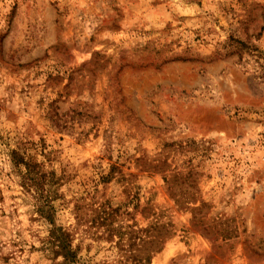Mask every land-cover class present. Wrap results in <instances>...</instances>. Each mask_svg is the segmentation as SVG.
Returning <instances> with one entry per match:
<instances>
[{
  "label": "rangeland",
  "instance_id": "obj_1",
  "mask_svg": "<svg viewBox=\"0 0 264 264\" xmlns=\"http://www.w3.org/2000/svg\"><path fill=\"white\" fill-rule=\"evenodd\" d=\"M21 144L66 173L46 210L73 262ZM56 262L264 264V0H0V264Z\"/></svg>",
  "mask_w": 264,
  "mask_h": 264
},
{
  "label": "trees",
  "instance_id": "obj_2",
  "mask_svg": "<svg viewBox=\"0 0 264 264\" xmlns=\"http://www.w3.org/2000/svg\"><path fill=\"white\" fill-rule=\"evenodd\" d=\"M52 123L57 126L58 121L54 114L49 115ZM9 159L13 166V170L18 177V184L22 189V192L30 195L34 200V211L47 220L50 227L48 234L43 240L42 247L45 249L50 258L55 261L58 257H61L64 261H72L76 258L79 246H72L73 234L61 225L55 223L54 215L47 211L46 208L52 205L54 195L57 193L58 188L62 185L66 173L58 174L53 168L46 169L43 162L36 161L33 155L27 150L25 144H21L16 148H12L9 151ZM112 169L107 175H102L101 180L107 181ZM77 209V206L75 207ZM74 209V210H75ZM98 212V217L105 222L108 217L113 216L114 209L108 211L106 208L99 205L95 208ZM76 217L78 222L86 221L83 216L76 211ZM105 231L108 237H111L115 231H118L117 227L106 225ZM99 237V236H96ZM159 245L155 248L158 251ZM145 262H150V256H145ZM55 264H58L57 262Z\"/></svg>",
  "mask_w": 264,
  "mask_h": 264
}]
</instances>
